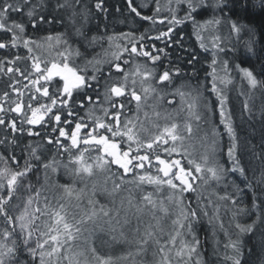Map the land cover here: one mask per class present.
Here are the masks:
<instances>
[{
  "label": "snow or ice",
  "instance_id": "6c2138e0",
  "mask_svg": "<svg viewBox=\"0 0 264 264\" xmlns=\"http://www.w3.org/2000/svg\"><path fill=\"white\" fill-rule=\"evenodd\" d=\"M175 2L176 7L167 9L170 18H164L168 20V30L161 32L155 39L170 37L174 26L185 21H192L194 29L201 27L196 21V16L208 11L210 8L213 10L218 9L221 13L224 12L225 8H228L229 12L231 11L228 0H213L211 5H209L208 0H175ZM128 3L132 12L139 16L140 13L137 8L132 6V0H128ZM156 3L157 6L153 16H143V19L152 20L153 23L156 22L154 16L161 12L159 0H156ZM171 3L172 0H169V5ZM76 5L83 7L82 0H55L54 3L52 0H0V31L12 33V47H16L18 40H23L24 46L31 52L30 41L23 39L26 30L24 18L26 17L27 22L35 28L37 24L50 23L56 19L55 16L49 18L47 14L49 8L53 11L72 9L74 17L77 14ZM95 6L97 9H102V2H98ZM181 9L184 13L182 17L178 16ZM14 14L19 16L20 20L15 19ZM164 19H161L160 23H164ZM220 23L221 19L215 15L211 20L205 21V24L218 25ZM76 31L78 34H82L80 29H76ZM231 31L239 35L242 26L232 21ZM195 34L198 40H203L198 31ZM124 35L130 36L132 34ZM61 38V34H58V42ZM47 39L51 40L52 37L49 36ZM91 39L95 41L97 37L93 36ZM108 39L111 41L113 38L108 37ZM139 39L142 41L145 37L141 35ZM219 40L220 37H214V47H220L217 43ZM65 43L67 42L65 41ZM129 43L131 47H124L123 51L129 52L130 56L134 54L135 56L148 57L153 62L159 59L158 56L152 55L149 51L140 50L143 48L142 44L138 49L136 42L130 40ZM246 43L249 51H252L254 41L249 40ZM5 47L7 45L0 42V49ZM119 47L120 45H117V48ZM201 47H205L203 42H201ZM223 50L220 47V51ZM58 55L62 58L59 63L51 62L50 67L46 63L43 69L39 58H34L36 62L32 64V68L35 69L36 73H40V77L32 80V84L39 85L35 87V92L47 98L50 103H40L35 95L30 96L26 107L31 115L29 116L25 112L24 119L21 121V125L24 123L29 126L40 125L41 128L45 124L52 125L54 123L55 127L52 128V131L58 133V136H48L46 139L49 145L54 146L55 153L50 158H43L38 152L41 145L32 146L29 144L27 146L29 149L28 158L25 159L24 165L21 167L14 152L8 155V148L16 144L15 137L11 140L7 136L0 139V146L4 147V151L0 152V161H4L5 165L0 168V264H65V262L66 264H114L111 257L101 256L95 247L69 255L73 252L75 242L85 231H89L88 225L90 223L95 225L98 219L107 218L105 223L110 226L113 219H116L117 225L120 224L119 219H117L120 216V209L115 208V201L112 202L113 207H108L105 204H99V201L94 199L98 191V181H94L92 184V198L88 199L90 211L85 212L79 219L73 214L71 220H69L65 205L59 203L60 199L65 198L80 201L85 195L87 186L76 189V178L83 180L94 177H102L103 179V187L99 188L101 194L107 192L109 181L112 184V192L123 190L127 184H133L136 187H143L146 184L151 185L154 186L156 192L166 188L169 192L167 200L178 210L172 220V232H169L165 238L163 228L159 226L156 212L159 211L168 216L170 215L169 209L164 207L163 201L153 199V192H145L141 197L142 204L144 208L150 209L152 218L157 220V224L149 223L143 232L140 231L138 225L135 229L137 244L135 251L124 253L117 258L118 261L131 259L132 264H143V262L137 261L136 257L144 256L148 246L154 244L156 246L154 255H159L156 264H193V256H196L194 264H202L199 251L200 240L195 234L194 223L198 222L200 214L208 216L209 213L207 206L200 208L198 214L197 208L192 207L190 202L185 204L184 193L195 191L194 185L197 180L204 183H208L209 180L219 183L229 172L239 173L240 176L247 179L246 170L241 164V157L237 154L239 148L238 136L233 126L232 114L226 108L227 97L217 88L215 83L217 79V69L215 67L217 61L215 57L212 60V72L209 73L213 77L211 91L217 94L220 123L224 125L229 137L227 157L231 163L230 169L210 161L209 153L214 157L218 150H222L218 143L220 134L216 127H213L210 133L206 132L204 134L205 151L199 160L194 158L184 146L186 139L191 136L193 131L192 120L200 121L202 119L200 112L197 110L199 95L193 97L191 93H185L177 89L174 94L181 97L182 107H186L188 118L181 124L171 120L169 114H165L163 119L166 122L163 126L154 123L153 128L156 131L148 136H142L141 131H147L143 128L142 122L139 127L137 126L138 113L143 106L142 97L135 90L136 81L134 79L132 80V87L128 88L129 74L125 73L124 83L106 89L104 103L110 106L111 111L101 105L100 110L105 118L102 119L95 116L94 113H90L89 120L91 123H88L85 122L83 117L77 118L78 113L72 110L69 101L73 99L74 91L91 86L88 84L89 78L81 74L76 67L70 65L68 55L63 52L58 53ZM121 55L113 53L114 59L117 61L121 59ZM16 59H20V57L17 56ZM8 63H14V61H8ZM124 63L127 64L128 61L126 60ZM2 64H4V61H0V65ZM114 66L117 71H122L119 63ZM223 70L227 73V61L223 62ZM13 71L20 72L21 70L18 67L15 69L12 67L7 68V72L11 73ZM240 71L251 88L255 89L258 85H264V81L258 80L249 68H240ZM132 75L143 77L141 84L142 91L145 94L144 100L146 101L149 92H156V88L150 85L143 87L144 81L151 78L153 73L150 71L141 73L139 66H137ZM54 77H59V81L52 85L55 91L50 94L48 85ZM90 79L95 80L96 77L92 76ZM41 80L45 83L41 84ZM158 82H171L170 72L164 71L159 75ZM225 82L230 83L231 81ZM9 87L12 86L9 85ZM14 90L18 91L17 89ZM126 92L130 97L127 104L135 101L137 115L135 117H125L121 120L126 104L123 102L117 103L113 97H124ZM3 96L7 98L9 93L4 92ZM85 99L92 102L93 97L85 94ZM158 99L162 102L164 97L160 96ZM33 102L38 106L33 107ZM12 103L15 104V107H12L10 111L17 114L21 113L22 102L17 100ZM168 103H172V101H168ZM80 107H84L83 100L80 102ZM205 107L209 108V105L206 103ZM66 109V114H64ZM244 110L250 111L247 101L244 104ZM3 111L5 109L0 106V112ZM144 115L148 117L147 112ZM154 115L161 118L159 111H155ZM46 116L48 117L47 120L45 119ZM0 125L10 128L13 133L25 130L22 126L17 127L15 119L8 121L0 117ZM27 131L29 136L41 135L40 131H32L31 128ZM64 155L67 156L66 162L63 159L57 160V156L63 157ZM256 155L259 156L260 154ZM33 161L36 163L34 164ZM41 167L44 170L46 181L49 170L56 173L61 167L67 175L73 178L71 184L57 185L63 191V196L57 198L58 207L51 208V201L45 195V185L37 188L30 179V174H35ZM129 176H131V180L128 179ZM36 183H40L38 176ZM256 183L264 185V171L261 172V176L257 178ZM247 187H252L251 182H248ZM237 190L240 191L239 188ZM21 191H26L29 195L23 201V209L19 214L14 215L12 214L14 209H19L21 204H13V201L21 200ZM41 197H43L44 208L39 206ZM219 199L230 200L233 207L236 208V211L233 212V221H235V228L237 229L236 239H232L229 232L224 230L225 236L228 237L227 243L224 244V264H242L244 251L241 237L246 233H251L258 222H264V200L258 206L255 203L256 197H253L252 207L259 208V212L252 223L242 224L236 221V217L238 215H249L248 209L241 206L238 200L228 193L220 196ZM34 203L37 207L29 211ZM98 204L99 207H97ZM129 204H131V200H129ZM121 207H123V201H121ZM137 211H143V208H137ZM44 216L48 217L51 222L37 223ZM213 219H219V208L216 206L213 208V217H210L209 222L211 223ZM128 222L127 219L124 220L125 224ZM219 226L222 230L224 229L223 223H220ZM112 230L115 231V227ZM121 236H123L122 231ZM187 236H191V239H187ZM229 249L231 254H229ZM248 251L251 252V249Z\"/></svg>",
  "mask_w": 264,
  "mask_h": 264
},
{
  "label": "trees",
  "instance_id": "16d2710c",
  "mask_svg": "<svg viewBox=\"0 0 264 264\" xmlns=\"http://www.w3.org/2000/svg\"><path fill=\"white\" fill-rule=\"evenodd\" d=\"M52 2L54 3L55 0H52ZM98 2H102V9L96 8L95 5ZM208 3L211 5L213 0H208ZM262 4H264V0H228V5L231 8L230 12L228 8H225L223 13L218 9L213 10L210 8L208 11L196 16V21L199 25L211 20L213 15L221 19L220 24L213 25L216 29V36L220 37L218 43L224 49L223 51L219 50V58L222 64L224 61H227V76L228 80L231 81L230 83H226L223 88V93L227 97V110L232 114L233 126L238 136L239 148L237 154L241 157V164L246 170L247 177L246 179L244 176H240L239 173L229 172L224 179L214 186L216 190H219V194L217 195L218 199L216 198L218 201H214L212 206H207L209 215L203 216L200 214L198 222L194 223L195 234L200 240L199 251L202 264H224V244L227 243L228 237L225 236L222 230L218 229L215 224V219L211 223L209 222L210 217H213L214 206L219 208V214L221 212L222 216L220 217L223 219H220L223 221V230H227L231 238L236 239V235L233 233L234 231L232 230V233L229 231L230 228L235 229L233 212L236 211V208L233 207L230 200H221V202L219 201V197L228 193L234 199H237L241 206L248 209L249 215H238L236 217V221L242 224L252 223L259 212V208L252 207L253 197H256L255 203L258 206L264 200V185H258L256 183L257 178L264 171V85H258L255 89L251 88L248 81L245 78L243 79V73L240 71V68H249L258 80L264 81V6ZM82 5L83 7L76 5L77 14L74 17L72 15V9L53 11L49 8L47 10L49 18L51 19L52 16H55L56 19L50 23L37 24L35 28L31 23L27 22V18L25 17L24 23L26 30L23 39L41 41L48 36L61 34L70 45L77 48V59L79 60V62L77 61V66L82 68L85 65H97V60L103 57V50H106L109 46L108 44L114 42L116 38L122 39L126 37L124 34H132L127 36L130 37L129 40L136 42L139 46L142 44L143 48L141 50L149 51L152 55L159 57L155 62L144 56H141V60L146 65H149V71L153 73L152 83L156 88L159 86V91L164 97V100L161 102V107H167V110L168 108L173 109L176 107L174 101L168 103V93L174 89L184 87L185 91H195V95H199L200 97L199 105L202 119L195 121L194 127L197 125L201 127L199 131L203 137L206 132L210 133L212 128L216 127L220 134L218 143L222 149L217 152V155H219V163L225 168L230 169L231 163L227 157L229 137L224 125L220 123L217 94L211 91L213 83H211L212 77L209 73L212 70V52L206 46L201 47V42L203 41L197 39L195 33L197 31L199 32V30L198 28L194 29L193 22L185 21L182 24L175 25L170 37H161L157 40L155 37L161 32L167 31L169 27L168 20L164 19L165 17L170 18L167 9L174 7L172 4L169 5L167 0H159L161 12L154 16L155 23L152 20H145L142 17L153 16L157 6L156 0H132V6L137 8V11L140 13L139 16L132 12L128 0H82ZM183 15V12L178 14L180 17ZM14 18L20 20V17L15 16V14ZM161 19H164V23H160ZM232 21L242 26V31L239 35L231 31ZM76 29H80L82 34H78ZM141 35L145 37L142 41L139 39ZM93 36L97 37L95 41L91 39ZM11 37V33L0 31V42L7 45V47L0 49V61H4V64L0 65V106L5 109V111L0 112V117L8 121L15 119L17 127L20 128L22 126L25 130L23 132L17 131L13 133L10 128H5L0 125V139L7 136L11 140L15 137L16 144L8 148V155L14 152L20 162V166L23 167L25 159L28 158L29 149L27 146L29 144L32 146L40 144L41 147L38 149L39 154L43 158H50L55 153V148L47 143L46 137H55V135L58 136V133L52 131V128L55 127L54 123L52 125L45 124L43 128L40 125L29 126L26 123L21 125L24 115L10 111L12 107H15V104L12 103L16 101L14 92L16 90L14 89L20 90L21 87L32 84V80L35 79L31 67L32 62L27 58L25 49L17 46L15 48L16 50H11V46L9 45L11 44ZM108 37H112L113 39L109 41ZM249 40L254 41L252 51H249L246 43ZM139 46L138 48H140ZM161 49L162 51H160ZM17 56L20 57V61L19 59L16 60L17 63L19 62L18 64L15 62L8 63V61H14L12 59ZM147 58L149 60H146ZM8 67L14 69L18 67L21 71L9 73L7 72ZM164 71L170 72L171 82H158L159 75ZM95 77L96 80L93 82L88 80V84L91 85L90 87H83L76 90L73 94V99L69 101V105H72V110L78 113L77 118L83 117L85 122L88 123L91 122L89 121V117H85L84 114L86 106H90L89 109L92 110V103L101 101V93L105 96L108 87L113 85L118 86L124 80L123 73L116 71L113 64L107 61L105 67H99ZM9 85L12 87H9ZM51 90L53 93L55 88L53 87ZM136 91L140 94L138 90ZM4 92L9 93L7 98L3 96ZM31 92L37 96L35 89H32ZM85 94L93 97L92 102L85 99ZM37 98L40 103H50L46 101L45 97L38 96ZM128 99L130 97L127 95V92L124 97H118V103L123 102L126 104L124 115L126 110L128 112H132L134 109L136 110L134 101L131 104H127ZM82 100L84 102L83 108L80 107ZM246 101L250 111L244 110ZM206 103L209 105V108L205 107ZM37 106L33 102V107ZM25 108L26 113L29 115L30 111L27 107ZM66 111L67 109L64 114H66ZM29 128L32 131H40L41 135L29 136L27 131ZM3 151L4 147L0 146V152ZM256 154L260 155L257 156ZM61 159L66 162L67 156H57V160ZM33 163L35 164L36 162L33 161ZM3 164L4 161L1 163L0 168L3 167ZM48 173L55 177L57 185L71 184L73 181V178L65 173L63 167L59 168L56 173H53L51 170ZM37 176L39 177V184L36 183ZM30 179L37 188L45 185L43 168L41 167L35 174H30ZM128 179L131 180V177H128ZM78 180L79 178H76V189L79 187L77 186ZM52 182L55 183L54 181ZM248 182H251V188L247 187ZM129 185L132 187V184ZM127 186L125 185L124 188L129 190ZM238 188L240 191L237 190ZM129 192L136 197L142 195L139 192ZM45 194H47V189ZM27 195H29L28 192L21 191V200L13 201V204L20 203L21 207L14 209L12 214L16 215L22 210L23 201ZM193 197L191 193H188L186 197L187 204L190 202L192 207L197 208L199 214V209L206 206V204H204L205 206L203 205L205 201L201 203L198 200V203H196L193 201ZM71 218L72 215H69L68 219L71 220ZM169 221L171 220L167 219L165 223L169 224ZM230 223L232 227L228 229ZM241 239L243 241L242 248L244 251L242 264H264V222H258L253 231L244 234ZM97 243H101L99 246H94L97 252L103 257H111L113 260L126 252H134L137 247L136 244L133 246L132 244L123 243L119 240L111 242L106 241L104 238L100 239ZM77 244L78 242L76 241L75 245ZM148 247L149 253H154L155 247L152 244ZM249 249H251V252L248 251ZM228 251L231 254V250L229 249ZM149 256L147 258L145 257L146 259L141 260V262L143 264H151L153 261L149 259Z\"/></svg>",
  "mask_w": 264,
  "mask_h": 264
},
{
  "label": "rangeland",
  "instance_id": "374dc122",
  "mask_svg": "<svg viewBox=\"0 0 264 264\" xmlns=\"http://www.w3.org/2000/svg\"><path fill=\"white\" fill-rule=\"evenodd\" d=\"M167 3L169 4V0H167ZM174 7H176V2L175 0H172L171 3ZM183 10L181 9L178 14L182 13ZM201 27L198 28L200 35L203 38V43L205 44L206 48H208L211 52H212V57L216 59L217 64L215 65L217 71H216V76L217 79L215 81L217 88L223 93V88L226 85V82L228 80V73H226L223 70V64L220 61L219 58V53H220V48L219 47H214L213 46V39L216 36V29L214 28L213 24H205V22L200 24ZM12 36V33H11ZM57 36L58 35H51L52 39L48 40L46 39H42L41 41H32L29 40V47L32 49L31 52L28 51V48H26L24 46L23 40H18L16 42V47L17 46H21V48L25 49V53L28 59H30L29 61L32 62L31 64H33L35 61L34 58H39V62L41 64V68L43 69L45 67V64L47 63V66L50 67L51 66V62H60L61 61V57L58 55V53H65V55H68V59H69V63L71 66L76 67L81 74L85 75L86 78H89L88 80L93 82L94 80L90 79V77L95 76L97 70L99 69V67H105L106 66V61L113 64V66L119 62L122 68V71H119L121 73L124 72L128 73V88L132 87V80L134 79L136 81L135 84V90L139 91V95H141L142 97V108L140 110V112L138 113L139 116V120L137 122V126L139 127L140 123L142 122L143 124V128L147 129V131H141V135L142 136H148L152 133H154L156 131L155 128H153V124L154 123H159L161 126H163L165 124V120L163 119V116L165 114H169L171 120L176 121L177 123H183L185 119L188 118V112L186 110V107H182V101H181V97L179 95H175L174 93L176 92V90H172V92L168 93L169 96V101H174L175 102V106L173 109L164 107H161V101L158 99V97L162 96V93L159 91L160 88L159 86L156 88V86L153 85L152 83V77L149 78L148 80L144 81L143 83V87H148L149 85L152 87L156 88V92H149L147 94V100H144V92L142 91V84L141 81L143 80V77L141 75H132V73L135 71L136 67L139 66V70L141 73L145 72V71H149V65H146L145 63H143L144 61L141 60V56H135L134 54L132 56H130L129 52H124L123 48L124 47H131V44L129 43V38L130 37H124L122 39L116 38V40H114V42H111L110 44H108L109 46L106 48V50H103V57L97 60V65L93 66V65H85L82 68H79L77 66L79 60L77 59L78 56V50L75 46H72L69 44V42L64 39L63 37L59 40H57ZM49 37V36H48ZM12 38V37H11ZM126 38V39H125ZM65 41L67 43H65ZM123 41V43H122ZM34 42V43H33ZM218 43V41H217ZM219 44V43H218ZM11 46V50L15 49L16 47H12L11 44H9ZM117 45H120L119 48H117ZM9 46V47H10ZM137 46H139L137 44ZM140 47V46H139ZM140 49V48H138ZM16 50V49H15ZM141 50V49H140ZM70 53V55H69ZM113 53H117V54H122L121 55V59L120 60H115ZM137 57V58H136ZM79 58V57H78ZM12 60H14V62L16 64H18L16 62V57H14ZM128 61L127 64L124 63V61ZM146 60H149L148 58ZM20 61V59H19ZM78 61V62H77ZM89 62V61H87ZM147 62V61H146ZM80 64V63H79ZM88 64V63H87ZM95 64V62H94ZM12 65V64H9ZM123 65V66H122ZM81 66V64H80ZM32 67V66H31ZM115 67V66H114ZM148 67V68H147ZM34 75H35V79H39L40 77V73H36L35 69L32 68ZM115 70L117 71V69L115 68ZM124 71V72H123ZM152 72V71H150ZM212 72V70H211ZM212 77V75H211ZM59 77H54L52 82H49V92L50 94L52 93L51 89H53V84H55V80ZM244 75H243V79H244ZM246 79V78H245ZM96 80V79H95ZM247 80V79H246ZM45 82L43 80H41V84H44ZM124 83V80L123 82ZM211 83H213V77L211 79ZM39 85H33V84H29L28 86L25 85L24 87H21L20 90L18 91H14L15 92V97H16V101L19 100L22 102V112L19 114H23L26 112V104L29 101V97L33 95V93L31 92L32 89H35V87H38ZM180 89L182 92L185 93H191V95L193 97L197 96L195 95V91L190 92V91H185V88H178ZM195 90V89H194ZM75 92V91H74ZM225 94V93H223ZM42 97L40 93H37L36 97ZM167 96V97H168ZM166 97V96H165ZM43 98V97H42ZM104 94L101 93V101H97V102H93L91 105V109L90 110V106H86V108L84 109V114L85 117H89L90 113H94L95 116H99L102 119L105 118L103 116V113L101 112L100 108L101 105H103V107L105 108H109L110 106L106 103H104ZM114 100L117 101V103L119 102L118 97H113ZM190 99V98H189ZM47 102H50L47 100ZM135 103V101H134ZM10 104V103H9ZM153 106H155V108H153ZM162 108V109H161ZM227 108V105H226ZM171 109V110H170ZM55 110V109H54ZM200 112V105L197 109ZM155 111H159L161 113V118H157L154 115ZM147 112L148 113V117H145L144 113ZM201 114V112H200ZM31 115V113L29 114V116ZM137 115L136 110L134 109V111L132 112H128V110H126V113L124 116L121 117V120H123L125 117H135ZM47 118V116L45 117V119ZM90 121V120H89ZM91 122V121H90ZM171 122V121H169ZM195 120H192V134L190 137H188L185 141V148H187V150L191 153V155L196 158L197 160L200 159V156L204 153L205 151V142L203 140V136L200 135V128L195 126ZM203 134V133H201ZM185 135H187L185 133ZM218 152V151H217ZM65 156V155H64ZM210 156V161L212 162H216L218 164H220L219 162V155H217V153L215 154L214 157H212L211 153H209ZM3 161H0V165ZM221 165V164H220ZM5 165L3 164V167ZM49 174V173H47ZM47 181L45 180V187L47 189V195L51 201V208H55L58 207V203H57V198L63 196V191L62 189H60L57 186V183L55 181V177H53L52 175H47ZM55 176V175H54ZM131 177V176H129ZM52 181H54L55 183H53ZM94 181H98V191H97V195L95 196L94 199H96L97 201H99V204H105L108 207H113V201H115V208L120 209V216L117 218L120 221V224L117 225L116 224V219H113V223L110 226L109 224L105 223V220L107 218L104 219H98L96 224H89L88 225V229L89 231H85L83 233V235L77 240L78 244L74 246L73 248V252L69 253V255H72L74 253H78L80 251H86L88 248L90 247H94V246H99L101 243H97L98 241H100V239H106V241H121L123 243H127V244H132L133 246L136 244V234H135V229L137 228V226L139 225L140 227V231L143 232L144 228L149 224H153L156 225L157 224V220L152 218V213L150 211L149 208H144L142 201H141V197L145 192H153L154 196L153 199L157 200V201H163L164 202V207H167L169 209V213L170 215L165 216L163 213L157 211L156 212V217L159 220V226L163 228V235L165 236V238L167 237V234L169 232H172V220L175 218V215L177 214V209L175 208V206L173 204H171L168 200H167V196L169 194L168 190L165 188L159 192L155 191L154 186L151 185H144L143 187H136L135 185L132 184V187H130L129 184H127V188L129 190H127L126 188H124L123 190L119 191V192H112V184L108 183L107 185V192H104L103 194L100 193L99 188L103 187V179L102 177H94V178H85L83 180H78V189L80 188H85V186H87L85 188V195L82 197V199L80 201H77L75 199H71L68 200L67 198L65 199H60L59 203H62L65 205V208L68 212V216L69 215H73L75 214L77 218H80L81 215H83L85 212L90 211V206L88 205V199L92 198L91 196V188H92V184ZM218 183L212 180H209L208 183H204L203 181L197 180L195 182V191L192 192H186L184 193V203L187 204V195L188 193H191L193 197V201H195L196 203H198L197 201L200 200L201 203L206 204V206H212L213 202H217L218 200V194H219V190H216V188H214V186H216ZM134 187V189H132ZM139 192L140 195L139 197H136L135 195L130 194V192ZM28 196V195H27ZM26 196V197H27ZM25 197V199H26ZM217 198V199H216ZM129 200H131V204H129ZM217 200V201H216ZM121 201H123V207H121ZM221 201V200H219ZM222 202V201H221ZM99 204L97 205V207H99ZM41 208H44V204H43V197H41V203L39 205ZM205 206V205H204ZM35 207H37V205L34 203L30 208L29 211H32V209H34ZM137 208H143V211L138 212ZM23 209V206H22ZM19 214V213H18ZM115 215V214H114ZM220 216L221 212L219 214V219L216 220V226L218 227L219 230H222L220 228V223L223 221L221 219ZM221 218V219H220ZM127 219L129 222L127 224L124 223V220ZM171 220L169 221V224L165 223L166 220ZM51 222L48 220V217L44 216L41 217L40 221H37V223H43V222ZM232 223V222H231ZM228 225V229L230 227H232V224ZM115 227V231L112 230V228ZM166 227V228H165ZM234 231L233 233L237 232V229L235 228H230L229 231L230 233H232L231 231ZM121 231L123 232V236H121ZM224 232V230H222ZM187 239L190 240V236L186 237ZM155 247V251L156 252V246L154 244H152ZM137 246V244H136ZM135 246V247H136ZM149 248V247H148ZM154 253L152 252V254L149 253V250H147V252L145 253L144 256L142 257H136L137 261H141L143 259H146L147 256H149V259H152V263L151 264H156V261L159 259V255H154ZM90 255V254H89ZM146 257V258H145ZM139 259V260H138ZM193 264L196 260V256H193ZM114 264H132V260L129 259L127 261L124 260H113ZM66 264V262H65Z\"/></svg>",
  "mask_w": 264,
  "mask_h": 264
},
{
  "label": "flooded vegetation",
  "instance_id": "af4514ba",
  "mask_svg": "<svg viewBox=\"0 0 264 264\" xmlns=\"http://www.w3.org/2000/svg\"><path fill=\"white\" fill-rule=\"evenodd\" d=\"M55 80V82H57V81H59V78H57V79H54ZM55 136H57V135H55ZM62 140H63V138H62Z\"/></svg>",
  "mask_w": 264,
  "mask_h": 264
}]
</instances>
